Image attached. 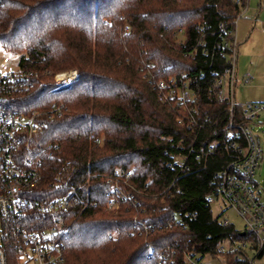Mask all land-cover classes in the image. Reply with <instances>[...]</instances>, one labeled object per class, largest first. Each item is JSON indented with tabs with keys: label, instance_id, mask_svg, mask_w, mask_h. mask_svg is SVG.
Here are the masks:
<instances>
[{
	"label": "trees",
	"instance_id": "trees-1",
	"mask_svg": "<svg viewBox=\"0 0 264 264\" xmlns=\"http://www.w3.org/2000/svg\"><path fill=\"white\" fill-rule=\"evenodd\" d=\"M247 3L3 0L0 4V47L20 57L18 70L40 75L29 91L15 94L10 105L27 115L38 113L42 123L31 155L42 175L38 193L61 195L59 179L79 186L71 210L58 217L64 220L63 264H167L161 253L169 244L214 251L225 237L243 238L215 220L206 206L210 182L233 159V151L220 150L201 161L190 159V168L181 170L174 158L186 151L193 136L178 124V110L159 100L151 82L171 76L188 79L197 95L198 117L206 125L205 141L212 140L215 130L223 134L230 128L228 104L214 97L216 78L211 74L226 67L224 37L236 31ZM223 28L226 33L221 34ZM200 38L205 46L199 44ZM65 70H77L78 82L52 91L54 74ZM60 104L61 113L56 109ZM128 172L130 184L142 188L139 182L145 181L150 189L147 195L134 194L139 206L127 203L119 212L109 211L111 179L116 173L122 179ZM167 210L196 213L198 219L186 221L180 229L159 230L141 242L132 228L136 217L158 221L167 217ZM32 216L34 223L38 221L35 228L47 225L46 216ZM173 260L183 264L182 255ZM228 264L247 263L230 257Z\"/></svg>",
	"mask_w": 264,
	"mask_h": 264
},
{
	"label": "built area",
	"instance_id": "built-area-1",
	"mask_svg": "<svg viewBox=\"0 0 264 264\" xmlns=\"http://www.w3.org/2000/svg\"><path fill=\"white\" fill-rule=\"evenodd\" d=\"M2 2L0 0V4ZM262 27L264 31V23ZM224 32L223 28L221 34ZM199 44L205 46L203 38H200ZM223 45L228 49L222 54L227 65L220 72L213 70L211 75L216 78L214 97L218 102L228 104L230 128L225 129L223 134L213 131L212 140L205 141L203 133L206 125L198 117L197 95L188 79L171 76L167 80L153 79L151 83L159 100L178 110V124L187 128L193 136L186 151L179 152L174 158V164L179 165L181 170L190 168V159L201 161L220 150L233 151V159L217 171L210 182L212 190L206 197V206L213 209L215 205L221 213L218 216L213 214L214 219H218L224 227H233L243 238L225 237L214 251L196 246L183 247L177 242L169 244L161 253L167 264H174L173 257L178 255H182L183 264H228L230 257L233 262L254 264L264 250V190L255 182L264 153L262 139L255 127L257 120L264 115V102L242 103L237 99V87L251 84L252 78L248 75L241 78L239 75L236 31L230 32L228 38L224 37ZM210 68L213 66L210 65ZM38 80V73L20 70L0 73V264H63L66 261L62 239L64 220L58 217L71 210L79 186L70 184L69 179H59L56 186L61 195L47 197L38 193L42 175L31 155L42 123L38 113L27 115L10 106L15 94L29 91ZM78 80L77 70L58 72L54 74L52 91L66 90ZM63 108L64 105L60 104L56 109L61 113ZM239 112L241 121L236 120ZM120 175L116 173L111 179L114 180V187L107 208L113 212H119L127 203L139 206L135 203L134 194L147 195L150 189L145 181L139 182L142 188L130 184V172L122 179ZM174 185L175 181L168 189ZM175 192L182 193L181 189ZM228 210H233L242 219V230L224 217ZM165 214L167 217L158 221H142L136 217L132 226L134 234L148 242L150 236L159 230L180 229L186 221L198 219V215L192 212L182 215L180 211L167 210ZM32 215L46 216L47 225L35 228L38 221L34 223ZM153 254L151 248L150 256Z\"/></svg>",
	"mask_w": 264,
	"mask_h": 264
},
{
	"label": "rangeland",
	"instance_id": "rangeland-1",
	"mask_svg": "<svg viewBox=\"0 0 264 264\" xmlns=\"http://www.w3.org/2000/svg\"><path fill=\"white\" fill-rule=\"evenodd\" d=\"M264 22V0H248L245 7H242L241 14L238 17L236 25V38L239 45V75L244 77L250 76L252 85L258 86L257 92L264 93V31L262 23ZM18 55L9 54L0 47V73L18 71ZM245 86H238L236 89L237 99L242 102L243 97L247 93ZM255 127L256 131L262 139L264 151V115L258 120ZM132 165L131 167H135ZM256 181L260 183V187L264 190V153L260 168L256 175ZM213 214L218 216L220 210L213 207ZM232 225L239 230L243 229L242 219L233 211L228 210L224 216ZM264 235V232H263ZM145 238H141V242H145ZM254 264H264V255L255 260Z\"/></svg>",
	"mask_w": 264,
	"mask_h": 264
},
{
	"label": "crops",
	"instance_id": "crops-1",
	"mask_svg": "<svg viewBox=\"0 0 264 264\" xmlns=\"http://www.w3.org/2000/svg\"><path fill=\"white\" fill-rule=\"evenodd\" d=\"M264 23V22H263ZM243 86V85H242ZM246 87V89L248 90L247 91V93L248 94H246L245 95V97H243V101H242V103H246V102H264V93H262V92H257L258 91V89H260V88H258V86H255L254 84L252 85V83L251 84H249V85H247V86H245ZM262 117V116H261ZM261 117H260V119H261ZM259 119V120H260ZM259 122H258V120H257V122H256V126H257V124H258ZM255 182H256V184L260 187V183L259 182H257L256 181V178H255ZM261 188V187H260ZM262 189V188H261Z\"/></svg>",
	"mask_w": 264,
	"mask_h": 264
}]
</instances>
